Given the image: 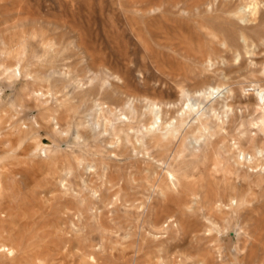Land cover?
I'll return each mask as SVG.
<instances>
[{"label":"rangeland","instance_id":"374dc122","mask_svg":"<svg viewBox=\"0 0 264 264\" xmlns=\"http://www.w3.org/2000/svg\"><path fill=\"white\" fill-rule=\"evenodd\" d=\"M3 48L0 264H264V0H0Z\"/></svg>","mask_w":264,"mask_h":264},{"label":"bare ground","instance_id":"6f19581e","mask_svg":"<svg viewBox=\"0 0 264 264\" xmlns=\"http://www.w3.org/2000/svg\"><path fill=\"white\" fill-rule=\"evenodd\" d=\"M2 49V48H1ZM4 50H0V52L1 53H3V52H6L7 50L5 49V48H3ZM0 53V54H1ZM8 55V54H7ZM16 57V56H15ZM14 57V58H15ZM17 66V65H16ZM16 66H14V67H16ZM5 67V66H4ZM8 68H10V66L8 67ZM7 70H10V69H7V68H3V72H2V74H5V75H7L8 74V71ZM19 68H14V71H12L13 73V75H15V76H18V75H20V72H19ZM30 73V72H29ZM1 76V75H0ZM2 76H4V75H2ZM31 79V78H30ZM39 79V78H38ZM1 80H2V78H1ZM206 87V86H205ZM204 88V86L202 85V86H199V88L198 87H195V88H192V89H189L188 90V92H196V91H199V90H201V89H203ZM210 88V87H209ZM212 90V89H211ZM30 92V91H29ZM30 94H32L33 95V97L36 99V100H38V101H40L41 103L42 102H46L45 100L46 99H44V93H42V92H38V90H32L31 92H30ZM56 95V94H55ZM264 96V95H263ZM57 98V97H56ZM260 99L262 98L263 99V97L261 96V97H259ZM53 99V98H52ZM101 104H103L102 102H100V100L99 99H94L93 101H92V103L90 104V105H92V108L90 109V111L92 112L94 109H96L99 105H101ZM129 105V104H128ZM226 106H228L229 107V104H228V102H225L224 103V107H226ZM106 108H108V106H106ZM100 111H101V114H102V121H103V123L104 124H110V121H111V118H110V116L107 114L106 115V112L108 111V109H105V108H103V106H101L100 108ZM83 110V109H82ZM106 110V111H105ZM95 111V110H94ZM38 112V111H37ZM83 112V111H82ZM119 112V111H118ZM261 112H262V110H261ZM39 113H41V115L39 116V118L38 119H42L41 121H39L38 119H36L35 121H36V123L35 124H37V126H39L40 127V125L42 126V125H45V124H47L46 123V121L43 123V120L44 119H46L45 117H43V115H42V110L40 109V111H39ZM88 113V112H87ZM124 113V112H123ZM131 113V112H130ZM38 114V113H37ZM93 114V113H92ZM87 115V116H85V120H83V123H85V125L84 124H82L81 122V124L84 126V128H87V130H89V131H91L92 133H96L97 131H100V130H102L101 129V123L97 120H94V115ZM125 116V115H124ZM131 116V115H130ZM44 118V119H43ZM48 120V119H47ZM81 120V119H80ZM257 120V119H256ZM210 124V123H209ZM254 124V123H253ZM264 124V114L260 117V119H258V121H256V125H263ZM204 125H206V124H204ZM255 125V124H254ZM212 126H214V124L212 125ZM211 126V127H212ZM111 127H112V129L115 131V133H116V125L115 124H111ZM206 127V126H205ZM104 128V127H103ZM144 128V127H143ZM251 128V127H250ZM52 129V128H51ZM216 129H217V127H216ZM105 130H107V128L105 129ZM138 130V129H137ZM212 130V129H211ZM252 130V129H251ZM128 136V135H127ZM144 140V139H143ZM256 140V139H255ZM129 142V141H128ZM237 143V142H236ZM238 144V143H237ZM247 147V146H246ZM241 148V147H240ZM259 149V148H258ZM260 150V149H259ZM39 151V150H38ZM37 151V152H38ZM40 151L42 152V153H45L46 151H47V147L45 146V147H42L41 149H40ZM182 152V151H181ZM261 152H262V150H261ZM38 154V153H37ZM182 154V153H181ZM247 154V153H246ZM252 154H253V152H252ZM258 154V153H257ZM243 156H245V155H243ZM251 156V155H250ZM179 157V156H178ZM252 157V156H251ZM239 158V157H238ZM248 158V157H247ZM176 159V158H175ZM244 159V158H243ZM246 159V158H245ZM174 162V161H173ZM171 174V173H170ZM171 180V179H170ZM171 183H173V182H171ZM178 183V182H177ZM176 185V184H175ZM174 186V185H173ZM175 187V186H174ZM200 254H202L203 255V253H200ZM206 257H207V255H206ZM202 260V259H201Z\"/></svg>","mask_w":264,"mask_h":264}]
</instances>
